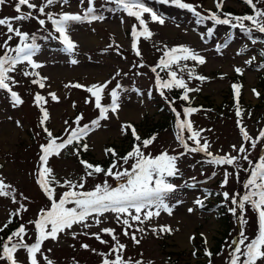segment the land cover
<instances>
[{"label":"rangeland","instance_id":"rangeland-1","mask_svg":"<svg viewBox=\"0 0 264 264\" xmlns=\"http://www.w3.org/2000/svg\"><path fill=\"white\" fill-rule=\"evenodd\" d=\"M33 2L40 4L41 0H33ZM186 2L202 5V7L197 8L202 14H206L205 9L216 11L214 0H186ZM15 3L16 0H7L6 4L0 6V18L15 17L17 15L14 10ZM145 3L164 16L165 24L160 25L149 20V27L154 35L151 39L144 40L142 38L139 42L142 57H137L131 48L130 31L131 26L136 21L118 9L112 11L116 6L109 3L108 0H95L96 8L105 17L102 21L77 23L71 26L70 35L79 46L75 53V58L79 60L77 65L70 63L73 57L64 52L60 41L52 38L58 34L54 32L50 22L41 27L36 19L13 21L15 27H20L22 31L37 36V43L41 47L34 59L44 66L36 71L49 78L46 81V87L40 89L37 85L31 84L30 77L26 78L22 75V69L26 66H21V69L13 74L15 79L20 82L14 86V90L24 100V104L19 107H13L8 94L0 91V164L3 165L0 168V175L6 183L11 184L16 189L18 200H22L20 193L29 198L27 201H22L27 205L28 211L23 212L21 216L12 217L13 220H18L19 225L21 223L26 224L29 237L25 239L28 243L34 242L35 229L34 225L27 222L34 220L40 209L50 206L47 197L36 183L34 175L38 166L39 144L46 142V134L38 127L41 113L33 103V95L37 92H40L48 100L45 105L50 113L47 127L56 136H66L65 128L68 125L64 123L65 121H68L69 125H73L75 117L82 113L84 120L81 123H90L91 120L97 118L98 110L93 104L85 103V99L89 97L86 91L65 88L64 85L69 82H79L85 85L103 82L111 79L116 71H121V76L109 85V89H111L119 82L124 89L121 92V108L118 118L116 115H110L108 120L101 121L102 126L100 128L92 131L87 137L91 157L94 160H103L106 158L104 149L108 144L115 143L119 149L127 145L125 135L121 133V125L124 123L133 121L139 124L141 126L139 134L143 138H148L146 135L147 127L162 118L153 96L160 99V103L165 107L171 109L168 101L161 97L159 90L156 89L155 74L151 72L150 67L157 64L162 55V52L157 49L163 45L169 47L187 45L199 51L207 60L206 64L197 66L196 71L198 74L209 77V80L205 82L192 80L189 82V87L200 88L199 92L190 93L194 97V102L197 105L204 104V106H196L200 110L193 114L190 119L194 123V128L205 130L202 132V136L211 142V151L220 154L228 153L232 151V145L239 146L242 142L237 126V120L240 118L235 115V104L230 105L228 103L233 77L236 78L238 75L234 71L235 67L244 69V74L240 78L243 80L242 99L244 100V105L241 106L242 122L253 137H256L259 131L264 128V85L262 84L264 67H261L264 63L260 60L261 52L264 51V34L254 32L253 35L258 42L252 44L248 34L238 28L233 29L228 25H215L210 21L197 24L196 17L185 9L161 4L159 0H145ZM258 6L264 8V3ZM86 7V2L81 5L80 0H70L69 5L64 6L63 9L58 5H53L47 11L82 12ZM245 7L249 6L241 0H224L223 11L232 9L240 12ZM23 11L29 10L24 8ZM34 15L38 14L34 13ZM40 18L45 17L41 16ZM145 18L148 19L147 15ZM245 23L247 25L248 22ZM208 28L213 29L212 36L207 35ZM5 31V28L0 27V32ZM229 33L231 36L227 37ZM3 39H6V36H0V42ZM225 41L229 43V46L221 49V52L218 53L216 45ZM18 42V38H14L10 44L16 46ZM109 45L112 47L109 48ZM116 45L120 46L119 50H117ZM244 46H247L245 54L237 55V51ZM251 56H256L257 61L251 66L246 65L245 60ZM140 62L146 66L143 68L134 67ZM188 63L191 65L194 62L189 61ZM158 71L160 70L158 69ZM137 72L144 73V75H135ZM123 73H127V75H123ZM218 73H223L226 76L221 78L222 75ZM160 74L167 78L165 72H160ZM185 79H187L186 74ZM253 88L261 93L259 97L252 93ZM134 89L138 91H134ZM50 91L57 93L60 97L59 102L52 101L48 97L47 94ZM150 91L151 95L149 96ZM172 91L165 90V95L169 99L173 98ZM109 102L110 98L106 93L103 103L108 104ZM73 103H75V107H73ZM172 106L181 114L183 107H186L178 100ZM173 115L175 114L173 113ZM181 118H183V114ZM17 121L20 122V126H17ZM37 132L40 133L39 136H36ZM175 133V126H167L158 131L155 134L157 139L148 151L154 155L163 150H168L170 154L183 151L175 139ZM126 147H129L128 151L131 150V145ZM261 149H264V141H261L257 149L252 151L250 159L258 162L259 157L264 156V151ZM125 154L126 152L120 156ZM207 159L204 154L197 153L189 154L179 160L181 175L173 179L172 182L180 185L185 182L192 184L194 182L191 178L196 177V186L181 187L177 193L171 196L170 203H174L176 199L183 201L174 209L173 215L169 216L162 213L160 217L154 218L144 225L146 229H150L152 226L169 225L178 231L162 235L153 234L150 230L145 234L137 233L138 238H141V243L136 245L130 238L122 235L121 228L113 222L111 214L107 216V222L100 227L111 226L116 228L120 241L127 245L124 253L125 258L131 257L133 260H142L144 264H149V262L151 264H202L207 261L205 256L201 257L197 254L194 257L192 255L194 249L197 250V253L201 252L200 244L203 239L200 234L204 233L208 238V247L215 248L226 231L223 220L219 219L216 212H213V208H201L194 204L196 198L204 197V189L207 187H212L220 193L225 190L219 186L223 179V168L208 165ZM241 163L247 167L246 162L241 161ZM49 166L53 168L54 175L61 182L64 179H76L84 171L79 159L68 150L64 151L60 157H52ZM225 167H228L229 171H233L231 167ZM213 171L217 172L216 177L208 180L207 178L211 176ZM248 176V172L240 171L239 179L230 178L226 190L230 193L243 192L242 184ZM104 179L102 174L95 178H89L86 189H91L96 183H101ZM107 179L109 183L115 186L116 182L112 178ZM64 190L57 187L58 193ZM221 199L223 200L222 195ZM206 201H211L214 205L218 203L214 198H207L204 202ZM189 207L194 209L192 213L187 212ZM221 207L227 208V206ZM17 208L18 205L14 204L10 197H0V226L7 222L9 213L15 212ZM245 215L248 221L245 231L251 239L257 234V218L251 209H248ZM229 216L231 224V228L227 231L229 235L221 243L219 251L216 252L221 254H213L212 264H226L228 248L225 246V242L238 239L241 229L240 222L231 213ZM72 231L82 232L84 229L74 226ZM88 231L98 232L99 228L92 227ZM192 235L195 236V240L190 243L189 237ZM103 239L109 240V244H111L110 237L105 235ZM81 243H88L97 252L94 253L81 248ZM222 247L223 251L221 252ZM48 249L51 251L49 252ZM108 250L109 245L100 244L94 238L80 235L73 239L70 232L61 234L58 241L49 239L42 246V252L52 259L54 264H102V257L98 253H107ZM17 255L22 264H28L26 251L20 250ZM39 259L41 264H46L43 256H40ZM0 264H6V262L0 261ZM205 264H208V261ZM258 264H264V261H260Z\"/></svg>","mask_w":264,"mask_h":264},{"label":"snow or ice","instance_id":"snow-or-ice-1","mask_svg":"<svg viewBox=\"0 0 264 264\" xmlns=\"http://www.w3.org/2000/svg\"><path fill=\"white\" fill-rule=\"evenodd\" d=\"M6 2L7 0H0V6L6 4ZM85 2L87 7L82 12L64 10L54 12L47 11V9L53 5H58L63 9L64 6L69 5L70 0H41L40 4L33 2V0H16L14 10L17 15L15 17L0 18V27L6 29L5 32H0V36H6V39L0 42V91L8 94L13 107H19L24 104L22 96L14 90V86L20 82L15 79L13 74L21 69V66H26L22 69V75L26 78L30 77L31 84L37 85L40 89L46 87V81L49 79L46 76H42L39 71H36L44 66L41 62L34 59L41 47L37 43V36L22 31L20 27H15L13 21L36 19L41 27L50 22L54 32L58 34L52 38L60 41L64 52L73 57L70 63L77 65L79 60L75 58V53L79 46L70 35L71 26L77 23L102 21L105 18L96 8L95 0H80L81 5ZM108 2L116 6L112 11L118 9L136 21L131 26L130 31L132 38L131 48L137 57H142L139 42L142 38L148 40L154 35L150 30L149 20L152 23L164 25V16L148 6L145 0H108ZM159 2L187 10L196 17L197 24L210 21L215 25H228L233 29L238 28L248 34L252 44L258 42L253 35L254 32L264 34V8L258 6L264 3V0H244V3L252 10L251 14L244 15L224 12V0H214L216 11L205 9L206 14H202L197 10L202 5H193L186 2V0H159ZM24 8L29 11H23ZM34 13L38 15H34ZM146 15L148 19L145 18ZM41 16L45 18H40ZM245 22H248L247 25ZM207 35H213L212 28L207 29ZM14 38H18L19 42L16 46H11L10 42ZM228 46L229 43L227 41L217 44L216 51L219 53L221 49ZM111 47L112 45H109V48ZM246 47H241L237 51V55L245 54ZM116 48L119 50L120 46L116 45ZM157 50L161 51L162 55L157 64L150 67V70L155 74L156 89L159 90L160 96L168 101L171 111L175 114V139L183 151L170 154L168 150H163L159 154L154 155L148 149L156 141L157 135L154 134L148 138H142L134 125L124 123L121 125V133L127 135L130 130L136 142L125 155L120 156L112 147L105 148V155L113 158L110 165L106 168L100 164H93L80 158L81 152H86L89 149V145L84 142L85 138L92 131L102 126L101 121L108 120L110 115H116L118 118L121 108V92L124 89L119 82L111 89H109V85L117 77L121 76L122 73L119 70L116 71L111 79L103 82L90 85L69 82L64 85L65 88L83 89L86 91L89 97L85 99V103L93 104L95 109L98 110L97 118L91 120L90 123H81L84 120L82 113L75 117L73 121L75 126L69 125L68 121H65L64 123L68 125L65 128L66 136H56L47 127L50 113L45 105L48 100L40 92L35 93L33 95V103L41 113L38 127L46 134V142L39 144L38 166L34 175L36 183L47 197L50 206L40 209L37 217L27 222L34 225V242L28 243L25 239L29 237V230L24 223H21L15 230L11 231L6 239L0 237V261H5L6 264H22L17 254L20 250H24L26 251L28 264H41L40 256H43L46 264H54L52 259L44 255L42 246L45 241L49 239L58 241L61 234L70 232L73 239L83 235L94 238L100 244L109 245L107 253H98L102 257V264H144L142 260H133L131 257L125 258L124 253L127 245L120 241L115 227H100V225L106 223L107 216L111 214L113 222L121 228L122 235L130 238L136 245L141 243V238H138L137 233L145 234L150 230L153 234L162 235L178 231V229H173L169 225L152 226L150 229H146L144 225L154 218L160 217L162 213H166L169 216L173 215L174 209L182 204L183 201L176 199L174 203H170L171 196L177 193L181 187L196 186V177L191 178L194 182L192 184L185 182L180 185L172 181L181 175L179 160L189 154L197 153H202L208 158L206 161L208 165L223 168V179L219 185L221 189H225L222 193H219L223 197L222 206H227L228 212L236 216L241 225L238 239L225 242V246L228 248L226 264H258V262L264 261V156H260L258 162L250 159L252 151L257 149L261 141H264V128L259 131L256 137H253L242 122L240 96L243 85L241 83H233L231 85L236 108L235 115L240 118L237 120V126L242 142L239 146L232 145L231 152L224 154L214 153L211 151V142L202 136V132L205 130L194 128V123L190 119L200 109L192 106L183 107V118H181V112L172 106L175 104L176 99H169L165 95V90L180 89L182 94L179 99L190 104V93L199 92L200 88L189 87V82L192 80L200 82L209 80V77L198 74L196 71L197 66L206 64V57L187 45H175L172 47L163 45ZM261 56H264V52H261ZM189 61L194 63L189 65ZM255 61H257V57L251 56L245 60V64L251 66ZM145 66L143 62L134 65V67L139 68ZM261 67H264V65H261ZM234 71L241 76L244 74L242 67H235ZM160 72H165L167 78L162 77ZM185 74L187 79H185ZM123 75H127V73H123ZM135 75H144V73L137 72ZM134 91L138 90L134 89ZM106 93L110 98L108 104L103 103ZM252 93L257 97L261 95L255 88L252 89ZM47 95L52 101L59 102L60 100L55 91H50ZM150 95L151 91L149 92ZM73 107H75V103H73ZM16 123L17 126H20L19 121ZM39 135L40 133L37 132L36 136ZM66 150L79 159L84 171L76 179L69 178L61 182L54 175V170L49 166V162L52 157H60ZM261 150L264 151V149ZM173 151L175 152V150ZM241 161L246 162L247 167ZM225 166L231 167L233 171H229L228 167ZM2 167L3 165H0V168ZM240 171L249 173L248 178L242 184L244 191L230 193L226 190L230 178L239 179ZM101 174L105 179L101 183H96L91 189H86L88 179L95 178ZM216 175L217 172L213 171L207 179H213ZM107 178H112L116 182L115 186L109 183ZM57 187L65 190L58 193ZM19 195L22 200L17 199L16 189L11 184L6 183L5 179L0 175V197H10L12 202L18 205L15 212L9 213L7 222L0 226V233L9 228L13 216H21L23 212L28 211L27 205L22 201H27L29 198L24 196L23 193ZM211 195H213L212 192L204 189V197L196 198L194 204L203 208L205 199ZM248 209L254 211L257 218V234L251 239L246 235L245 231V226L248 223L245 214ZM193 211L192 207L187 208V212L192 213ZM74 226H79L84 231H72ZM92 227H98L99 231H88ZM105 235L110 237L111 244H109V240L103 239ZM200 235L206 246L204 255L208 258V264H212L213 252L207 247L209 244L208 238L204 233ZM194 240V235L189 237L190 243ZM80 247L94 253L97 252L88 243H81ZM48 251L50 252L51 249H48ZM220 254L216 253V255ZM192 255L194 257L197 255L196 249L193 250Z\"/></svg>","mask_w":264,"mask_h":264},{"label":"trees","instance_id":"trees-1","mask_svg":"<svg viewBox=\"0 0 264 264\" xmlns=\"http://www.w3.org/2000/svg\"><path fill=\"white\" fill-rule=\"evenodd\" d=\"M241 1L244 3V0H241ZM224 12H230V13H233L235 15H244V14H251L252 10L249 7H245L240 12H236V11H234L232 9H225ZM261 60L264 63V56H261ZM218 74H221L222 76H226L223 73H218ZM242 76L241 75H236V78L233 77V83H241L243 85V80H240V78ZM262 84L264 85V79L262 80ZM232 92H233V90L231 88L230 100H228V103H230V105L231 104H235L234 94ZM181 94H182V90H180V89H173V91H172V97L175 98L176 100H178L179 102L183 103L184 106H192V107L204 106L203 103H201L200 105H197L194 102V97L191 96V94H190V98H191L190 104L188 102L181 101L179 99V96ZM242 97H243V87H242L241 96H240V105L241 106L244 105V103H243L244 100L242 99ZM153 100L156 102L157 110H158V112L160 114H162L161 115L162 118L160 120L156 121V122H153L150 126L147 127L148 128V132H146L147 137H150V136L156 134L158 131L163 130V128L165 129L167 126H175V121H176V117H175V115H173V113H172L170 108L165 107V105L160 103V99H158L156 96H153ZM144 122H145V120H144ZM128 123H131L132 125H134V127L136 128V130H137V132L139 134V130H140L141 126L139 124L135 123V122H128ZM141 137L143 138V136H141ZM125 140H126V144L127 145H131L130 148H132V145L134 143H136L134 141L132 135H131L130 130H129L128 134L125 135ZM84 142L87 143V137L85 138ZM127 145H125V147L119 149L117 144L111 143V144H108L106 146V148L107 147H112V148H114L117 151V153L119 155H122L125 152L127 153V151L129 150V147H126ZM89 150H90V146H89L88 151H86V152L82 151L81 152L80 158L85 159L88 162L93 163V164H100L101 166H104L105 168L110 165V162L113 159L111 156L106 155V158L103 159V160H94L91 157V153H90ZM0 165H2V164H0ZM206 189H208L210 192L213 193V195L209 196L208 198H214V200L218 201V203H216L214 205V203H212L211 201H206V202H204L205 206L203 208H205V207H208L210 209L213 208V210H214L213 212H216L218 217H219V219L223 220V224L225 225L224 227H225V230H226L223 233V236L219 239L220 243L215 248H210V247L207 246L209 248V250L213 252V254H216V252L219 251V249L221 248V243H223L224 239L229 235V234H227V231L231 228V224H230V221H229V219H230L229 217L230 216H229V213L227 212V208L226 207H221L222 206V199H221V195H219L220 191H216L212 187H207ZM14 220L12 219V223L9 225L8 229H5V231L3 233H0V237H4L6 239L7 235H9L11 231L15 230L19 226L18 220H15V221ZM200 246H201L200 247L201 252L197 253V254H198V256L204 257L205 256L204 255V250H205L206 246L204 245L203 242L200 244ZM207 261H208V258H207ZM207 261H205L202 264H205Z\"/></svg>","mask_w":264,"mask_h":264}]
</instances>
